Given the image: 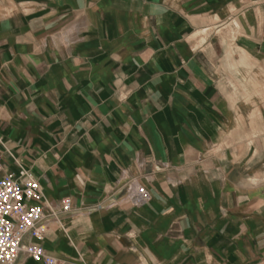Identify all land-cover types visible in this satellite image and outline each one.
<instances>
[{
	"label": "crops",
	"instance_id": "crops-1",
	"mask_svg": "<svg viewBox=\"0 0 264 264\" xmlns=\"http://www.w3.org/2000/svg\"><path fill=\"white\" fill-rule=\"evenodd\" d=\"M0 160L55 264H264V0H0Z\"/></svg>",
	"mask_w": 264,
	"mask_h": 264
},
{
	"label": "built area",
	"instance_id": "built-area-1",
	"mask_svg": "<svg viewBox=\"0 0 264 264\" xmlns=\"http://www.w3.org/2000/svg\"><path fill=\"white\" fill-rule=\"evenodd\" d=\"M148 198L147 191L140 187L133 202L142 204ZM39 200L38 182L22 167L17 176L10 174L0 178V264H13L21 251L35 262L55 264L40 243L45 226L41 224L43 208ZM68 208L69 205L65 204L64 209ZM26 233L39 242L22 247L21 241Z\"/></svg>",
	"mask_w": 264,
	"mask_h": 264
}]
</instances>
